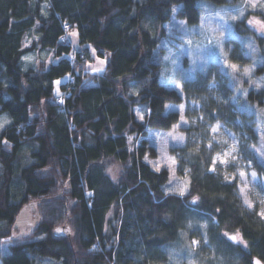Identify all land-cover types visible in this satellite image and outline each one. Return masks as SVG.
<instances>
[{"label": "trees", "instance_id": "trees-1", "mask_svg": "<svg viewBox=\"0 0 264 264\" xmlns=\"http://www.w3.org/2000/svg\"><path fill=\"white\" fill-rule=\"evenodd\" d=\"M228 1L241 0H0V115L9 119L0 131V245L23 206L37 202L40 218L29 236L0 253L2 264H166L171 249L188 244V225L200 221L213 256L264 263V222L245 209L234 183L208 172L198 151L181 149L177 157L189 170L182 197L165 193L167 171L144 161L155 157L148 132L177 124L178 112L166 106L183 100L159 78L161 42L175 34L164 24L174 16L194 26L200 3ZM256 14L264 21L262 10ZM63 24L76 30L77 48L60 41ZM234 33L231 61L242 62L244 42L252 39L256 53L246 60L255 54L261 63L251 78L264 75L262 39L244 19ZM87 46L108 55L102 73L88 69ZM72 49L84 59L72 62ZM34 50L50 59L24 69L23 56ZM211 72L182 87L185 99L205 104L210 121L226 113L206 89ZM224 86L228 97L227 77ZM65 92L62 107L57 98ZM241 103L263 107L264 89L250 88ZM65 228L69 234L62 235ZM225 233L238 234L243 246L230 244Z\"/></svg>", "mask_w": 264, "mask_h": 264}, {"label": "rangeland", "instance_id": "rangeland-1", "mask_svg": "<svg viewBox=\"0 0 264 264\" xmlns=\"http://www.w3.org/2000/svg\"><path fill=\"white\" fill-rule=\"evenodd\" d=\"M199 8V22L194 26L174 16L164 24L167 31H175V34L174 38H167L161 42L164 62L159 78L162 84L175 89L183 100L178 105L166 106L167 111L178 112L177 124L169 130L148 132L147 143L153 147L155 157L146 154L144 161L156 172L157 168L167 171L169 181L163 186L165 193L182 197L180 191L183 190L185 195L188 190L189 170L186 166L181 167L178 164L177 157H180L181 149L198 151L208 172L226 183H234L245 209L256 214L264 222V218L258 215L264 210V105L257 108L255 105L241 103L250 88L264 89V75L251 78L252 71L261 63V59L254 54L253 61L246 60L248 55L256 53L257 45L254 40L248 39L244 42L248 51L242 52L243 57L240 58L242 62L231 61L233 54L231 42L235 37L234 26L237 21L244 19L247 29L256 38L262 39L264 46V36L261 35L264 31L261 24H264V21L256 14V11L264 12V0H256V7H252L247 0H241L237 6H232L228 1V4L222 7H209L205 3H200ZM241 11L243 15L240 14ZM250 20L253 21L252 24H249ZM68 39L73 47L79 46L75 29L68 32ZM29 44L30 40H26L25 46ZM87 48L88 69L93 73H102L108 55L104 53L103 56H99L90 46ZM43 58L48 61L50 55L34 50L23 56L22 65L24 69L35 67L38 60ZM232 64L237 65V69H232ZM217 69L219 74L215 73ZM245 69L249 71L245 73ZM209 71L213 72L210 74L206 89L212 100L226 109V113H214L211 121L205 116V104L201 100L185 99L182 88L184 84L191 86L199 75L207 74ZM224 77L230 79L232 93L228 97L223 95L226 92ZM65 80L63 77L60 82ZM55 89L57 91V85ZM138 111L137 109L136 114L141 121L143 116ZM8 123V117L1 114L0 131ZM221 160H227L228 163L223 164ZM213 167L216 169L215 172L210 171ZM241 171L247 175L241 177L239 175ZM253 172L256 173L255 178ZM37 206L38 203L35 201L23 206L11 236L0 245L1 255H6L12 244L29 236L34 230L40 221ZM188 228L193 229L188 244L185 246L180 244L171 249L166 264H230L224 258L212 255L205 234V222L190 224ZM236 235L243 246L241 237ZM194 240L200 243L194 245L192 243ZM42 264L59 263L47 259Z\"/></svg>", "mask_w": 264, "mask_h": 264}, {"label": "snow or ice", "instance_id": "snow-or-ice-1", "mask_svg": "<svg viewBox=\"0 0 264 264\" xmlns=\"http://www.w3.org/2000/svg\"><path fill=\"white\" fill-rule=\"evenodd\" d=\"M247 2L250 3V4L252 5V7H256V0H247ZM173 11H175V9H173ZM240 14L243 15V12L241 11ZM252 23H253V21L250 20V21H249V24H252ZM256 23H261V22L256 21ZM261 28L264 29V24H261ZM261 35L264 36V31L261 32ZM165 59H167V57H165ZM101 63H104V61H101ZM231 67H232V69H234V70L237 69V65H235V64H232ZM248 71H249L248 69H245V73H247ZM56 83L59 84L60 81H56ZM176 87L179 88L180 86H179V85H176ZM182 108H183V106H181V109H182ZM181 119H183V117H181ZM184 123H187V122L184 121ZM225 155H227V154H225ZM220 162L223 163V164H227V163H228L227 160H221ZM215 163H216V161L214 160V161H213V164H215ZM215 170H216L215 167H213V168L210 169V171H213V172H215ZM157 171H160V169L157 168ZM239 175H240L241 177H244V176H246L247 174H246L244 171H241V172L239 173ZM252 175H253V177L255 178L256 173L253 172ZM179 194H180L181 196H183V195H184V191L181 190ZM195 202H196V201H195V199H194V200H193V203H195ZM249 206L251 207L252 205H249ZM258 215H260L262 218H264V210L260 211V212L258 213ZM57 231L59 232L60 229H57ZM224 235H225V236H228L227 233H225ZM228 239L231 240V241L234 242V243L238 242V240H237V236H230V237H228ZM192 243H193L194 245H198V244L200 243V241H195V240H194V241H192ZM245 247H247L246 244H245ZM255 264H261V262H260L259 260H256V261H255Z\"/></svg>", "mask_w": 264, "mask_h": 264}, {"label": "built area", "instance_id": "built-area-1", "mask_svg": "<svg viewBox=\"0 0 264 264\" xmlns=\"http://www.w3.org/2000/svg\"><path fill=\"white\" fill-rule=\"evenodd\" d=\"M62 28H63L64 33L61 36L60 41L61 42H65V41L68 40V32H69L70 26L68 24H63ZM70 57H71V60L73 62L76 59H84V54L82 52H80V51H77L76 49H72ZM73 79H74L73 76H70L69 77V82H72ZM68 95H69L68 92H65L62 96L57 98V102L62 107H63V104H64V99H65V97H68Z\"/></svg>", "mask_w": 264, "mask_h": 264}, {"label": "water", "instance_id": "water-1", "mask_svg": "<svg viewBox=\"0 0 264 264\" xmlns=\"http://www.w3.org/2000/svg\"><path fill=\"white\" fill-rule=\"evenodd\" d=\"M59 229H60V231L63 230V229H61V228H59ZM64 231H65V232H63L62 235H65L66 233L69 234V228H65ZM230 236H237V235H236V234H228V236H225V239H226L230 244H232V245H235V246H236V245H239V241L236 242V243H234V242H232L231 240H229L228 237H230ZM237 240H238V239H237ZM256 260H259V259H257L256 257H254V258L252 259V264H255V261H256ZM259 261H260V260H259ZM260 262H261V261H260ZM261 264H264V263L261 262Z\"/></svg>", "mask_w": 264, "mask_h": 264}, {"label": "crops", "instance_id": "crops-1", "mask_svg": "<svg viewBox=\"0 0 264 264\" xmlns=\"http://www.w3.org/2000/svg\"><path fill=\"white\" fill-rule=\"evenodd\" d=\"M139 112V111H138ZM135 113H136V111H135ZM140 113V112H139ZM141 115V114H140ZM136 117H137V114H136ZM137 119H138V117H137ZM139 120V119H138ZM142 121V120H141Z\"/></svg>", "mask_w": 264, "mask_h": 264}, {"label": "bare ground", "instance_id": "bare-ground-1", "mask_svg": "<svg viewBox=\"0 0 264 264\" xmlns=\"http://www.w3.org/2000/svg\"><path fill=\"white\" fill-rule=\"evenodd\" d=\"M256 181V180H255Z\"/></svg>", "mask_w": 264, "mask_h": 264}]
</instances>
